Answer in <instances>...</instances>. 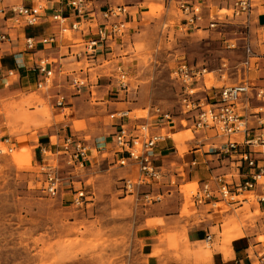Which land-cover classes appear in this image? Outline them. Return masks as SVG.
<instances>
[{
    "label": "rangeland",
    "instance_id": "1",
    "mask_svg": "<svg viewBox=\"0 0 264 264\" xmlns=\"http://www.w3.org/2000/svg\"><path fill=\"white\" fill-rule=\"evenodd\" d=\"M112 1L125 5L140 2ZM219 1L212 14L220 7V15L210 16L217 23L211 26L209 18H204L189 31L178 30L181 14L173 5L167 7L163 0H144L141 7L127 8L137 16L141 11L140 23H134L135 34L132 37L124 35L123 46L118 41L113 43L111 47L114 48L108 52L106 61L104 53L100 63L83 61V64L72 66L76 70L87 69L91 76L90 80L87 75L77 79L85 84L87 80L92 83L90 95L86 90L81 93L84 97V104L79 107L81 113L95 114L97 106H102L104 124L115 128L103 133L97 128L82 132L71 129L69 135L80 138L88 147L96 138L106 137L111 146L117 125L127 121L119 118V113L130 109V119L149 120L153 109L159 108L173 118L174 133L167 132L165 127L161 133L173 138L180 154L187 152L196 140L207 144L224 141V137L212 130L194 129L189 112L181 107L180 82L172 74L178 63L185 60L196 68L205 69L206 88L232 85L247 78L260 82L258 77L264 75L261 28L252 22L247 32L242 18L224 16L228 11ZM260 22H264V16ZM64 37L71 41L72 31H66ZM248 45L253 50L249 70L245 64ZM255 61L259 64L257 69L253 66ZM54 78L53 75L50 83L41 88L7 87L0 96V138L9 139L8 142L0 141V264H125L135 256L131 226L127 222L130 214L143 204L139 196L149 186L137 183L135 168L125 166L121 169L122 166L113 161L110 164L115 165L105 171L102 165L108 158L112 159L109 146L85 167H71L65 163L55 145ZM201 84V79L193 84L200 97L204 94ZM118 101L125 102L122 111L106 112V105ZM246 108L250 126L255 123L254 115L260 116L264 123V103L249 98ZM256 111H260L259 114H254ZM56 113L67 114L70 110H56ZM95 117L98 119L97 115ZM42 135H48L51 148L38 153L34 149L37 150ZM26 136L34 138L28 145L22 140ZM175 136L182 142L176 141ZM255 149L264 151V146ZM95 160H98V167L92 164ZM50 169L57 170L61 180L59 192L54 196L42 189ZM119 170L124 172H117ZM126 179L133 183L128 190L123 186ZM199 182L194 180L179 186L184 211H188V207L194 210L192 194ZM79 191L83 196L75 202L78 195L75 193ZM254 205L253 211L248 203L227 215L222 225L223 243L230 237L242 236V229L254 230L256 241L264 243V212L259 211L257 203Z\"/></svg>",
    "mask_w": 264,
    "mask_h": 264
},
{
    "label": "built area",
    "instance_id": "2",
    "mask_svg": "<svg viewBox=\"0 0 264 264\" xmlns=\"http://www.w3.org/2000/svg\"><path fill=\"white\" fill-rule=\"evenodd\" d=\"M52 1V0H47ZM65 5L67 12H54L46 16V7L42 4L9 3L3 4L0 0V45L10 40L9 28L37 26L44 22L54 24L61 31H74L78 33L74 41L75 50L70 55L77 58L85 56L96 58L98 53H105L116 41H120L125 32L128 17L131 16L125 4H105L99 7L95 0H58ZM170 8L173 5L181 14L177 24L179 31H189L195 28L197 22L209 18V25H215L216 20L210 16H219L221 8L217 7L212 14V7L204 13L203 0H163ZM228 11L224 16L242 18V22L250 31L254 0H220ZM206 16V17H205ZM261 28L260 43L264 48V25ZM70 29V30H69ZM56 42L55 33L43 36L25 37L24 43L27 50H35L37 46L51 45ZM253 50L247 48L245 64H251ZM258 61L253 62L255 69ZM39 78L37 87L41 88L50 83L53 76L50 62L40 59L36 66ZM250 67L248 68V70ZM204 68H196L185 60L178 63L172 71L173 78L180 82L182 92L180 103L184 112H189L195 130H212L216 135L225 140L221 145H209L208 154H217V160H229L235 163V170L231 173L220 172L211 174L210 177L200 180L197 189L192 194L193 202L209 203L211 207H219L220 203L240 204L251 194L256 198L257 204H264V151H258L256 146H264V123L260 116L256 117L254 125L250 126L245 114L249 98L264 103V75L258 77L260 82L247 78L232 85L206 88L203 82ZM13 76L12 71H6L5 77ZM4 76L0 75V80ZM201 79L204 94L197 95L198 88L193 84ZM75 86H82L83 82L73 80ZM62 99L57 101L61 105ZM246 104V105H245ZM260 109V107L258 108ZM256 111L254 114H259ZM149 120L143 118L130 119L127 112L119 113V118H126V122L117 125L113 133L111 146L104 137H98L88 147L80 138L68 135L62 138L58 154L67 165L71 167H85L98 153L105 151L108 146L112 159L119 166L135 168L138 184H152L161 180V172L157 165L156 148L160 142L169 137L167 133L157 131L174 124L168 112L154 108ZM168 132V131H167ZM1 139V138H0ZM60 177L57 170L47 172L42 189L50 196L57 195L60 189ZM124 188L128 190L133 183L124 180ZM261 191L257 192L258 188ZM74 198L78 202L83 192L79 191ZM261 243V241H259ZM256 263L264 264V243L256 253Z\"/></svg>",
    "mask_w": 264,
    "mask_h": 264
},
{
    "label": "crops",
    "instance_id": "3",
    "mask_svg": "<svg viewBox=\"0 0 264 264\" xmlns=\"http://www.w3.org/2000/svg\"><path fill=\"white\" fill-rule=\"evenodd\" d=\"M143 1L140 0L139 4H126V6L128 8H132L134 5L141 7ZM203 1L205 12L210 10L209 6L213 10L214 5H217V0ZM12 2L42 4L44 8L46 7L47 17L44 18V21L48 19V15L51 13L67 12L65 5L58 0H2L3 4ZM107 3L117 4L112 0H95L96 13H98L100 6ZM253 5L252 21L257 26H262L264 22L261 23L260 19L264 16V0H254ZM130 14L124 35L128 34L132 37L136 32L134 23H140L141 11L138 16ZM7 31L10 40L0 45V75L4 76L0 80V96L5 93L7 87L25 90L37 87L39 76L36 73L35 66L40 59L44 58L50 62L52 73L55 76L52 82L55 84V135L57 137L55 145L57 147L62 138L69 135L71 129L82 132L97 128L99 132L103 133L105 130L115 128L104 124L102 117L105 114L102 112V106H97L95 114L83 115L81 113L79 107L84 104L82 103L84 97L81 93L82 91L85 93L86 90L89 94L92 83L87 80L85 84L82 81V87H75L76 84L73 82L76 79H83L85 75L90 80L91 76L87 69L80 67L76 70L72 66H76V63L83 64V61L94 62V64L100 63V57L104 53L96 56L94 60L85 56L73 57L69 51L77 48L74 47V41L77 40L78 33L70 30L73 36L70 41L64 37L66 31L59 30L49 22L37 26L9 28ZM51 33H55L56 42L54 44L37 46L33 51L26 49L25 37L43 36ZM118 44L120 46L124 45L123 38ZM113 48L111 47L105 51V61L108 52L112 51ZM6 71H12L13 76L5 77ZM59 97L62 99L61 105L57 104ZM106 99H109V97L107 96ZM124 108L125 102L118 101L106 105L104 109L106 112L116 110L119 112ZM64 109H69L70 113H56V110L63 111ZM122 112L129 114L131 110L126 109ZM248 112L249 110L246 109L245 113L247 115ZM98 114L101 115V118ZM96 115L98 119H96ZM116 121L115 119L113 123ZM165 128L171 134L175 131L173 130L175 129L174 125H168ZM156 130L161 132L160 127H157ZM33 139L28 136L22 138L25 141L23 143L27 145ZM39 139L40 142L37 145V150L34 149L35 152L43 153L51 148L48 135H42ZM175 139L179 141L180 138L176 137ZM0 141L8 142L9 139H0ZM222 142L217 141V143L207 144L206 141L196 140L194 144L189 145L190 149L182 154L178 152L175 142L170 136L158 144L156 160L161 172V180L156 186L153 183V185H147L149 188L144 189V194L139 196L141 198L139 201H143V204L147 201L148 204L138 205V208L130 214L131 217L127 223L128 226H131L132 250H135V256H133L132 261H127L125 264H255L256 253L262 243L256 241L254 230L247 232L242 229V236L230 237L224 243L221 237L222 225L227 215L248 203H251L250 210L253 211L255 201L248 199L240 204H224L221 202L219 207H211L209 203L199 204L193 202L194 210L188 207V211H184V199L179 194V186L183 183L194 180L199 182L210 177L211 174L231 173L235 170L234 162L227 159L217 160V154H208L209 145L219 146ZM251 148L255 147L251 146ZM97 162L98 160H95L92 164L98 167ZM110 162H113V159L108 158L102 165L105 171L115 165L110 164ZM117 172L123 173L124 171L119 170ZM259 191H261L260 187L257 189V192ZM150 196L153 198H148ZM257 207L259 211L264 212L263 203H258Z\"/></svg>",
    "mask_w": 264,
    "mask_h": 264
},
{
    "label": "bare ground",
    "instance_id": "4",
    "mask_svg": "<svg viewBox=\"0 0 264 264\" xmlns=\"http://www.w3.org/2000/svg\"><path fill=\"white\" fill-rule=\"evenodd\" d=\"M250 198H251L253 201L257 202V201H256V198H255L253 195L248 194L246 200H248V199H250ZM246 200H245V201H246Z\"/></svg>",
    "mask_w": 264,
    "mask_h": 264
}]
</instances>
